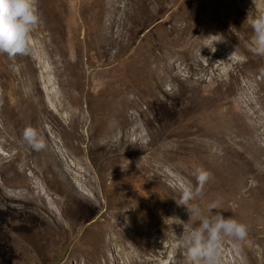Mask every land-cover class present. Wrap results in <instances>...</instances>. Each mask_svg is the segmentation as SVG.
Here are the masks:
<instances>
[{"label":"rangeland","instance_id":"rangeland-1","mask_svg":"<svg viewBox=\"0 0 264 264\" xmlns=\"http://www.w3.org/2000/svg\"><path fill=\"white\" fill-rule=\"evenodd\" d=\"M106 1L38 0L30 53L0 54V264H191L183 225L130 239L144 204L162 203L165 224L196 222L180 201L199 166L213 178L190 203L207 215L220 197L222 215L248 226L245 239H224L222 264H264V55L249 23L264 0H149L153 20L115 62L103 36L127 32L138 0ZM190 23L169 34L163 60H143L151 32ZM109 67L134 70L124 93L105 94ZM164 108L180 123L161 121ZM22 124L43 150L22 140Z\"/></svg>","mask_w":264,"mask_h":264},{"label":"clouds","instance_id":"clouds-1","mask_svg":"<svg viewBox=\"0 0 264 264\" xmlns=\"http://www.w3.org/2000/svg\"><path fill=\"white\" fill-rule=\"evenodd\" d=\"M42 23L38 0H0V54L10 58L29 54L31 34ZM249 23L253 30V51L264 55V13L249 19ZM22 140L35 151L46 146L41 132L31 125L24 128ZM193 176L194 184L191 181L182 184L180 205L187 208L190 218L194 217L196 222L186 227L188 222L185 224L178 217L170 219L183 225L182 245L191 264H222L224 239H245L248 226L232 216L222 215L220 197L208 205L207 215L198 205L190 203L202 195L205 185L213 178L212 172L202 166L194 170Z\"/></svg>","mask_w":264,"mask_h":264},{"label":"bare ground","instance_id":"bare-ground-1","mask_svg":"<svg viewBox=\"0 0 264 264\" xmlns=\"http://www.w3.org/2000/svg\"><path fill=\"white\" fill-rule=\"evenodd\" d=\"M106 2L108 3L110 1L107 0ZM154 15L151 13V7H150V4H149V0H138L137 3L134 6V13L130 16L129 21L131 22V25L127 29V32H125V31L123 32V30L122 31L118 30L117 31V35H114V34L113 35L105 34L103 36L104 54L107 56L109 54L110 50L112 48H115V57H116L114 59V62H115L117 60V57L122 52H124L128 47H130V45H131V43L133 41V37L136 35L137 32H139V30L141 29V26L142 25H145L149 21L153 20ZM175 21H176V19H175ZM190 28H191V23H190V25H187V24L185 26L183 25V28L173 27L171 29H165V30L158 28L154 32H151L150 35L148 36V38H149V40H150V38H152V40H150V43H147L148 46L146 45V46H142L141 47V50L143 52V57H144L143 60L149 61V60H152V59H155V58H156V60L159 59V61L163 60L166 57L167 52L169 50H171L173 48L174 43L176 44V42H177V40L175 39L177 36L170 37L169 34L172 31H173V33L174 32H177V34L179 32V37H180V35H182V34H185V33L188 34L190 32ZM244 30H245V28H244ZM154 50H157V54L154 53ZM109 62H110L109 59H106L105 60V63H109ZM137 62L138 61L135 60V59H134V61H129L128 67L129 68H134L136 70V72H137L141 68L140 64L137 63ZM107 70H109L108 73L110 74V77L112 78V88H113V90L111 92H109V91L106 90L105 91V94L112 93L115 90L117 92L124 93V87L125 88L130 87L129 76L130 77H133V73L132 72L134 70H124L125 72L120 73V74H117V75L112 70V67H109ZM145 83L147 84L148 82L145 81ZM164 110L168 113V116H166L164 114H163V116L161 118L159 116V118H160L161 121L170 120L169 122L171 123V127H173L176 124L180 123V121L175 117V112L167 111L165 108H164ZM169 113H171V114H169ZM159 114H160V112H158V115ZM160 120H158V121H160ZM24 126H25L24 124H22L21 126L19 125V128H20L21 131L24 130ZM18 134H20V133H18ZM190 135H191V132H190ZM171 138H172V136H171ZM212 146H213L212 144H209L208 147H212ZM139 160H142V159H139ZM137 162H135V163H137ZM137 168H139V167H137ZM14 170H15V176H16L17 179H19L21 181V184L22 185L27 184L29 180L24 176V172L21 171L19 169V167L18 168L15 167ZM134 200H137V199H134ZM150 206L151 205L146 206L144 204V205H142V206L139 207V210L142 212V214H141V218L139 220L134 219L135 220L134 221V224L136 225V232H135V235L134 236H131V239H130L131 240V244H139L140 243V239H141L140 236H139L140 232H146L147 231V233H145V234H148L149 231H152L153 232L155 230L154 228H155V226L157 224L159 225V229H167L168 227H173L175 225L174 222L173 223H170L169 225L164 223L165 206L162 208V206H163L162 203L159 204V208L158 209L156 208V206H152L151 208H150ZM149 208H150V210H149ZM34 210H33V212H34ZM30 213H31V211H30ZM31 215L33 216V214H31ZM36 225H37V227L40 228V225H38L37 222H36ZM34 226H35L34 224H33V226L32 225H29V228L30 227H34ZM49 233L50 232H46V233H44V232H38L37 234H39L40 237L42 239L46 240L47 241L46 243H48L49 238L52 237L51 235H49Z\"/></svg>","mask_w":264,"mask_h":264}]
</instances>
